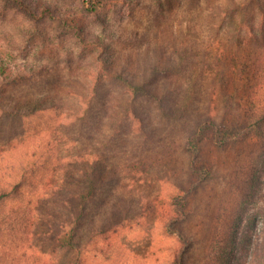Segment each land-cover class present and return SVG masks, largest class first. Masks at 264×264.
Wrapping results in <instances>:
<instances>
[{
	"label": "rangeland",
	"instance_id": "obj_1",
	"mask_svg": "<svg viewBox=\"0 0 264 264\" xmlns=\"http://www.w3.org/2000/svg\"><path fill=\"white\" fill-rule=\"evenodd\" d=\"M246 1L102 0L98 11L89 13L82 0H0V68L21 75L15 82L0 78L3 107L11 112L33 96L55 95L57 105L72 110L65 113L61 106V112H40L24 120L0 112V188L23 181L21 189L0 205V264H232L234 255L243 262L248 244L235 240V219L242 206L249 214L257 212L256 206L264 211V198L259 200L264 196V138L245 134L223 147L207 141L199 164L208 165L211 176L197 180L187 174L186 155L178 146L192 125L207 115L217 55L225 59V72L232 56L239 62L249 54L264 55V0L252 5ZM47 7L56 18L35 24L27 11L41 13ZM62 20L69 29L62 27ZM77 34L104 47L85 49ZM158 53L162 64L188 54L176 71L179 91L172 96L180 111L173 119L162 118L155 102L141 101L138 110L144 114L147 135L128 121L111 137V129L120 124L115 116L123 92L107 80L102 91L108 96L94 105L100 117L97 128L90 130L73 118L78 110L71 108L73 99L66 101L68 89L86 93L103 65L141 73L136 64L152 63ZM259 62L253 77L255 83H264V57ZM237 75L224 96L218 95L213 110L210 107L216 120L223 111L225 119L244 120L250 110L247 80ZM173 77L158 79L170 86ZM192 80L197 91L191 103L183 95ZM252 96L262 103L264 93L255 90ZM186 106L187 114L181 116ZM87 149L107 156L118 173L124 174L135 162L148 165L151 173L128 176L117 187L127 221L107 228L111 220L100 208L107 196L100 191L88 203L77 249L59 247L57 238L69 229L79 204L75 180L87 179L75 172L68 155ZM177 181L188 191L183 195L184 215L178 211L184 201H172ZM46 213L52 217L46 218ZM121 218L115 213L112 219ZM31 220L43 224L34 227Z\"/></svg>",
	"mask_w": 264,
	"mask_h": 264
},
{
	"label": "trees",
	"instance_id": "obj_2",
	"mask_svg": "<svg viewBox=\"0 0 264 264\" xmlns=\"http://www.w3.org/2000/svg\"><path fill=\"white\" fill-rule=\"evenodd\" d=\"M254 3H259V0H247L245 2L246 5H252ZM83 7L86 12L95 13L101 8L102 0H82ZM51 9L46 8L41 13L38 11L32 12V10H28L30 13L31 19L38 24L42 19L45 18H56L52 13H50ZM49 14L51 16H49ZM244 18L247 17L244 15ZM245 24V23H243ZM62 27L64 29H69L65 21L62 20ZM60 29V27H59ZM77 39L82 45L83 48L97 51L93 49L92 46L95 45L97 48H103L102 43H92L87 39H84L82 36L77 34ZM160 54V55H159ZM161 53L155 55L156 60L152 63H140L136 64L137 67L141 70V73L135 71V68L131 67V70L127 68V66H122L119 70L108 69L106 65L101 66V70H97L95 79H93V84L87 90L86 93L83 94H73L69 89L65 92V98L68 101L69 99H73V105H71L72 109L78 110L77 114H73V118L76 121L86 124V126L95 130L97 127L95 124L99 121V116L94 110V105L99 100L105 101L104 96H108V93L102 91L103 83L107 81H114L122 87V95L117 98L118 111L116 112V118H119L120 124L118 126H114L111 129L110 136L119 135L118 133L122 131L125 123L131 121L134 125L138 126V133L142 136L147 135V130L145 128V120L143 112L138 110L139 103L141 101H152L155 102L157 108L159 110V115L164 119H173L176 115V111L178 108L174 105L176 101L174 100L172 94H178V83L179 80L176 78L177 70L179 67H182L183 61L188 58V54L185 53L182 55H178L175 59V62L172 63L168 61L167 64H162V59L159 60ZM264 55L261 54L259 57L255 58L254 55L249 54L241 61H237L235 56L229 58L228 69L225 72V59H222L221 55H217L215 61V72L211 81V91L208 95L207 99L210 98L209 108L202 119L196 121L189 131L186 133L184 140L178 146L179 153H184L186 155V171L189 177L192 180L197 179H205L211 176L210 172L212 171L208 165L199 162H202V150L207 141L211 142L215 147H223L226 144L232 142L235 138H238L245 134H251L258 137L264 138V97L262 103H256L252 100L253 94L256 90L259 93H264V83L259 81L255 83L254 74L255 70L261 66V62L263 60ZM151 57L149 58V60ZM159 60V61H158ZM176 64V65H175ZM240 67V69H237ZM241 76V79H246L245 83V92L247 98V105L250 106V110L245 112L244 120H230L229 118L225 119V111L222 113V117L220 120H216L214 115L210 110H213V105L216 104V98L219 96L222 97L225 94V87L227 89L228 85H231L234 82V77L239 78L238 75ZM170 80V86L166 84V82L160 81L158 77H172ZM11 72H6L5 69L0 68V78L15 82L16 76ZM262 76L264 78V70L262 72ZM25 78V76H24ZM241 79H239L241 81ZM192 80V84L189 86L185 95H183V100H188L189 102H193L195 91H197L194 86L196 83ZM227 84V85H226ZM54 96L47 95H37L31 97L29 100L18 102L13 111H8L3 107L0 102V112L6 117H15L21 120H24L25 116L37 115L40 112H47L50 110H56L61 112V106L67 113L68 111H72L63 105H57L54 101ZM203 94H199L197 99H201ZM257 97V96H256ZM255 99V98H254ZM99 104V103H98ZM177 104V103H176ZM258 105L259 110L255 111V107ZM74 106V107H73ZM187 107L182 110L184 112L180 114L184 116L187 114ZM23 110V111H21ZM61 114V113H60ZM60 116V115H59ZM117 121V120H116ZM133 132V130H132ZM173 151H170L169 158L172 157ZM104 154V153H103ZM68 158L72 160L73 164H75L76 171L79 175H83L87 177L86 180L80 182L77 181V187L79 188L78 198L79 204L74 213L71 215V219L68 222L67 231L62 233L57 238V244L59 247L66 248H76V244H78L79 239V231L81 226L86 221V218L89 216L88 203L94 202L96 199V195L98 192L104 193L107 197L101 202L100 208H102V214L105 216H109L107 219L111 220L108 224V229L116 228L127 221L126 211H120L121 205H123V200L116 196L117 187L120 186L123 179L128 176H136L137 173L150 174L148 165L144 166L140 162L133 163L130 168L127 167V171L122 174L116 172V168H113L108 162L109 159L107 156L98 155L97 152H93L92 149H87L84 152H80L78 154H70ZM64 159V158H63ZM62 160L61 157H58V162ZM150 163V162H149ZM118 176V177H117ZM114 177H117L113 180ZM174 183L175 193L172 195V201L181 200L184 201L183 195H187L188 191L186 190V185L184 183ZM23 181L19 183H12L6 188H0V205L4 199L9 198L13 193H17L21 189V184ZM65 185V184H64ZM190 187V186H189ZM63 188L61 186L57 191H60ZM122 188V187H121ZM123 189V188H122ZM189 191L192 190V186ZM124 191H127L124 187ZM123 194V193H122ZM264 198L263 195H260L259 200ZM65 204L68 205L65 208L67 211H71V206L69 201H65ZM181 208H178L179 213L184 215V206L185 201L181 203ZM257 207V206H256ZM254 207L255 212L247 213L244 211V206L241 207L240 213L236 216V231L234 233L235 240L238 242L247 243L248 246L243 249L245 253V257L243 262L238 261L236 255L233 257L232 264H264V211H260L259 208ZM260 211V212H258ZM115 213L121 214V219H112L115 216ZM46 218L52 215L48 213L45 214ZM44 216V217H45ZM46 219L43 220V222ZM106 220V219H105ZM32 221V220H31ZM107 221V220H106ZM42 222V224H43ZM42 224H39L37 221H32V225L35 227H41ZM258 224H261L260 228ZM66 226V225H64ZM2 227V221L0 220V231ZM104 229L99 230L97 233L94 232L93 236L100 234L99 232H103ZM250 230V231H249ZM249 231V232H248ZM258 231V232H256ZM177 236L179 238L182 237L180 231H176ZM256 238V240H255ZM256 241V243H254ZM234 244V243H232Z\"/></svg>",
	"mask_w": 264,
	"mask_h": 264
}]
</instances>
